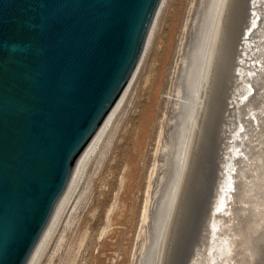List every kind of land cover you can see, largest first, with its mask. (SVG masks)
<instances>
[{
  "label": "water",
  "instance_id": "water-1",
  "mask_svg": "<svg viewBox=\"0 0 264 264\" xmlns=\"http://www.w3.org/2000/svg\"><path fill=\"white\" fill-rule=\"evenodd\" d=\"M160 1L0 0V264L34 261L117 120ZM258 19L251 8L245 68L260 63ZM231 173L222 161L196 264H208Z\"/></svg>",
  "mask_w": 264,
  "mask_h": 264
},
{
  "label": "bare ground",
  "instance_id": "bare-ground-1",
  "mask_svg": "<svg viewBox=\"0 0 264 264\" xmlns=\"http://www.w3.org/2000/svg\"><path fill=\"white\" fill-rule=\"evenodd\" d=\"M243 2L204 0L201 12H198L197 39L195 37L197 42L194 41V49L182 59L180 85L176 89L179 101L184 97L186 99L184 103L174 101L179 109L181 106V111L177 113V122L169 143L161 146L162 131L157 136L159 139L155 152L158 153L160 146L164 148L171 176L168 175L170 181L167 183L166 193L161 196L163 200L155 238L149 247L147 261L145 258L146 263L143 264H174V243L176 245L181 238L180 233H186V224L183 223L189 221L192 211L189 201L192 203L191 194L199 181L198 176L201 177L205 170L209 152L215 155L216 175L212 181L208 206L201 214L198 232L192 240L185 264H196L197 257L203 252L202 238L207 220L204 217L208 214L209 204L215 196L217 174L222 161L233 170L231 175L226 174L227 186H230L231 191L227 197L228 207L213 218L215 229L208 264H264V0H247L246 11L243 10ZM164 3L165 0L160 1L123 101L144 58L157 16ZM251 8L259 15L256 28L251 33V41L255 59L260 63L252 68H245L243 58L247 50L246 32ZM245 84L250 85L254 92L241 102L238 97L246 91ZM247 115L250 117L247 118ZM238 123L243 125L244 130L235 140L229 142ZM155 171L156 165L150 171V181L146 188L150 187ZM80 181L49 230L32 264L39 261L53 239ZM146 191L147 196L141 212L142 222L149 217L150 191ZM180 214L183 222L179 225Z\"/></svg>",
  "mask_w": 264,
  "mask_h": 264
},
{
  "label": "rangeland",
  "instance_id": "rangeland-1",
  "mask_svg": "<svg viewBox=\"0 0 264 264\" xmlns=\"http://www.w3.org/2000/svg\"><path fill=\"white\" fill-rule=\"evenodd\" d=\"M203 1L165 0L117 120L83 174L53 239L36 264L146 263L162 197L170 181L167 177L171 176L161 146L171 140L177 113L181 111V106L179 109L175 105L179 101L176 89L180 85L182 59L196 45L197 18ZM243 1L246 11L247 0ZM182 99L179 102L184 103L186 98ZM159 132L163 150L157 153ZM208 155L205 170L191 194L192 203L189 201L192 211L188 210L189 221L183 223L187 225L183 226L186 233H180L181 240L174 243V264L186 263L201 214L208 206L217 166L215 155ZM154 165L156 171L149 190L146 187ZM145 189L150 191L149 217L142 222ZM180 215L179 225L183 222Z\"/></svg>",
  "mask_w": 264,
  "mask_h": 264
}]
</instances>
